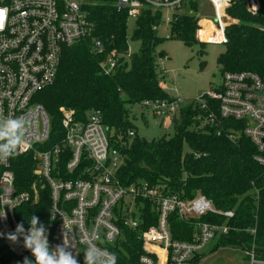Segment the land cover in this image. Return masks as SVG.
<instances>
[{
  "label": "built area",
  "instance_id": "built-area-1",
  "mask_svg": "<svg viewBox=\"0 0 264 264\" xmlns=\"http://www.w3.org/2000/svg\"><path fill=\"white\" fill-rule=\"evenodd\" d=\"M211 16H197L196 41L224 45L225 29L233 22L227 11L237 0H206ZM184 0H114L129 19L137 20L145 9L177 10ZM250 12L259 8V0H244ZM89 0H0V116L22 117L28 121L27 143L20 154L0 161V264L8 257L33 262L32 253L23 246V237L13 243L20 209L36 206L41 193L48 191L49 207L45 226L54 249L65 240L68 250L84 264V249L91 241L101 249H111L122 240V228L139 230L143 253L138 264H198L202 251L215 239L231 231L234 211H217L204 196L183 200L161 192L147 183L124 185L118 178L121 152L115 148L103 123L101 112L93 111L85 121L77 120L74 111H62L64 136L52 142L51 119L37 96L55 84L64 48L92 39V51L103 55L104 48L93 35ZM119 56L113 54L100 63L103 76L111 77ZM204 116L205 124H216L237 144L246 137L255 146V161L264 167V74L227 72L222 84L192 102ZM180 102L145 101L140 106L164 122L180 111ZM199 119L202 116H198ZM166 123V122H165ZM239 125L233 129V125ZM226 124H229L226 126ZM134 137V132L129 133ZM21 155H32L37 162V182L30 190L19 191L13 164ZM140 200H148L157 214V223L141 231ZM177 214L185 222L208 214L223 216L222 225L197 222L191 241L174 240L170 218ZM25 231L28 228H24ZM255 236V229L247 230ZM246 264H264V252L253 245L242 248ZM114 253V252H112ZM116 255V254H115ZM118 258L116 255V264Z\"/></svg>",
  "mask_w": 264,
  "mask_h": 264
},
{
  "label": "trees",
  "instance_id": "trees-1",
  "mask_svg": "<svg viewBox=\"0 0 264 264\" xmlns=\"http://www.w3.org/2000/svg\"><path fill=\"white\" fill-rule=\"evenodd\" d=\"M89 2L92 4L88 10L96 27L93 37L105 52L94 54L92 39L64 48L55 84L37 96L51 119L52 142L57 144L64 136L63 110L74 111L80 121H85L93 111L101 112L109 138L121 152L118 178L122 184L147 183L188 201L204 196L217 211L235 212L229 222L232 229L228 236L221 237L217 248L255 245L264 252V167L255 161L257 150L249 139L241 137L234 144L224 133L217 135L219 127L205 124L202 112L197 111L193 103L180 109L178 118L172 119L174 135L170 138L163 136L152 141L140 138L137 127L130 120L132 110L145 101H176L167 92L166 70L157 52L163 41L157 33L163 11L147 8L136 20L133 40L139 41L141 48L130 55L128 14L120 11L114 0ZM204 4L211 8L209 15L212 14V7L206 0H184L178 10L186 8L193 14L188 11L174 13L170 22L172 40L182 41L189 48L196 44L197 15L204 14L200 12ZM227 14L233 22L225 29V51L218 57L222 75L244 71L264 74V0H259V8L254 13L247 9L244 0H237ZM113 54L119 56L117 70L111 77L103 76L100 63ZM236 124L232 128L238 131ZM130 132L135 136L131 138ZM184 143L189 145L190 155L183 154ZM13 168L19 191L30 190L37 182V162L33 156H18ZM47 193L46 190L41 193L40 204L20 209L18 222L24 228H29L31 215H36L45 226L50 224ZM139 206L142 208L140 230L156 225L157 214L150 201L140 200ZM225 220L223 216L208 214L199 220L185 222L173 214L171 233L174 240L191 241L197 222L222 225ZM252 229L256 231L255 236L246 232ZM122 233V240L111 249L117 255V264H138L143 253V244L138 238L140 231L122 228ZM23 262L8 257L6 264Z\"/></svg>",
  "mask_w": 264,
  "mask_h": 264
},
{
  "label": "rangeland",
  "instance_id": "rangeland-1",
  "mask_svg": "<svg viewBox=\"0 0 264 264\" xmlns=\"http://www.w3.org/2000/svg\"><path fill=\"white\" fill-rule=\"evenodd\" d=\"M203 5V2H200ZM207 4V3H206ZM208 5V4H207ZM209 6V5H208ZM204 4L200 12L202 16H211V8ZM188 11L164 9L162 22L157 29L158 36L163 40L157 48V52L166 55L165 59H159L161 66L166 70V89L172 98L179 100L180 109H186L194 100L202 97L208 91L219 87L223 82L222 69L218 64V57L224 53V45L196 44L189 48L182 41L172 40L170 35V22L174 13ZM191 13L192 12H187ZM200 16V15H197ZM136 28V20L128 21L129 53L135 54L141 48L139 41L133 40ZM178 113L175 116L178 118ZM155 119L154 115L136 106L132 110L130 120L137 127L138 135L148 141L159 139L163 136L170 138L174 135L173 119ZM134 119V120H133ZM161 124V126H159ZM183 154L190 155L191 149L187 143L183 145ZM219 239H215L202 251V257L198 264H246L244 251L238 247H220Z\"/></svg>",
  "mask_w": 264,
  "mask_h": 264
},
{
  "label": "clouds",
  "instance_id": "clouds-1",
  "mask_svg": "<svg viewBox=\"0 0 264 264\" xmlns=\"http://www.w3.org/2000/svg\"><path fill=\"white\" fill-rule=\"evenodd\" d=\"M28 121L22 117L0 116V161L20 154L27 143ZM6 219V213H0ZM29 228L25 231L23 224L16 226L14 233H9L7 239L13 243L23 237V246L34 256V262L25 257L23 264H79L78 260L68 250L65 240L62 245L53 249L47 236V229L36 215L28 220ZM0 235H3L0 233ZM87 247L84 249V264H116V255L107 249H101L91 241H82Z\"/></svg>",
  "mask_w": 264,
  "mask_h": 264
},
{
  "label": "water",
  "instance_id": "water-1",
  "mask_svg": "<svg viewBox=\"0 0 264 264\" xmlns=\"http://www.w3.org/2000/svg\"><path fill=\"white\" fill-rule=\"evenodd\" d=\"M166 55L159 53V59H165Z\"/></svg>",
  "mask_w": 264,
  "mask_h": 264
},
{
  "label": "snow or ice",
  "instance_id": "snow-or-ice-1",
  "mask_svg": "<svg viewBox=\"0 0 264 264\" xmlns=\"http://www.w3.org/2000/svg\"><path fill=\"white\" fill-rule=\"evenodd\" d=\"M0 16H2V13H0Z\"/></svg>",
  "mask_w": 264,
  "mask_h": 264
},
{
  "label": "bare ground",
  "instance_id": "bare-ground-1",
  "mask_svg": "<svg viewBox=\"0 0 264 264\" xmlns=\"http://www.w3.org/2000/svg\"><path fill=\"white\" fill-rule=\"evenodd\" d=\"M178 10V9H177ZM177 10H175V11H177Z\"/></svg>",
  "mask_w": 264,
  "mask_h": 264
},
{
  "label": "crops",
  "instance_id": "crops-1",
  "mask_svg": "<svg viewBox=\"0 0 264 264\" xmlns=\"http://www.w3.org/2000/svg\"><path fill=\"white\" fill-rule=\"evenodd\" d=\"M166 123H167V121H166Z\"/></svg>",
  "mask_w": 264,
  "mask_h": 264
}]
</instances>
